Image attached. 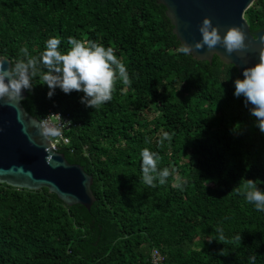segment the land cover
I'll return each instance as SVG.
<instances>
[{
	"label": "trees",
	"instance_id": "obj_1",
	"mask_svg": "<svg viewBox=\"0 0 264 264\" xmlns=\"http://www.w3.org/2000/svg\"><path fill=\"white\" fill-rule=\"evenodd\" d=\"M246 17L264 29V0ZM50 37L62 52L69 37L112 47L130 80L98 109L75 90L49 98L39 76L25 89L32 115L56 109L79 124L61 151L93 175L97 200L0 183V264H151L155 249L165 264H264V212L242 194L248 179L264 190V132L234 95L238 68L183 54L158 0H0V57L37 56ZM144 148L169 169L164 184L143 182Z\"/></svg>",
	"mask_w": 264,
	"mask_h": 264
},
{
	"label": "clouds",
	"instance_id": "obj_2",
	"mask_svg": "<svg viewBox=\"0 0 264 264\" xmlns=\"http://www.w3.org/2000/svg\"><path fill=\"white\" fill-rule=\"evenodd\" d=\"M202 40L195 45L182 44L181 51L185 55L193 53V47L209 50L218 44L231 54L237 50L249 47L246 43V34L240 28L233 26L222 35L219 27L215 26L211 17H205L199 25ZM70 48L66 52L60 50L61 40L50 37L45 42V47L37 56H33L27 47H22V57L16 62L11 61V66L5 67L8 59L0 57V99H21L25 89L32 88V80L39 76L42 84L49 88L48 96L51 98L57 88L64 93L72 91L82 92L81 102L95 109L111 101L117 80L124 84L129 83L127 67L114 54L112 47H106L97 41H82L69 37ZM234 95L244 97L245 106L252 105L251 115L256 117V126L264 132V48L259 51V62L247 67L243 71V78L234 82ZM55 115V114H53ZM45 135L55 137L59 135L56 127L44 129ZM171 137L165 133L161 143ZM158 155L148 148L141 151L142 180L149 186L155 183L164 184L170 175L169 169L158 168ZM242 194L248 203L252 204L258 212H264V190H261L256 181L248 179ZM219 235L216 240L223 242L224 231L216 230ZM237 240L241 237L237 236ZM223 254V253H222ZM256 257L249 258L250 264H255Z\"/></svg>",
	"mask_w": 264,
	"mask_h": 264
},
{
	"label": "water",
	"instance_id": "obj_3",
	"mask_svg": "<svg viewBox=\"0 0 264 264\" xmlns=\"http://www.w3.org/2000/svg\"><path fill=\"white\" fill-rule=\"evenodd\" d=\"M158 1L166 6L182 44L195 45L202 40L199 25L205 17H211L222 35L233 26L246 34L249 47L245 50L229 54L219 44L212 50L207 46L193 47L195 58L212 62L218 55L224 62L234 64L242 76L245 68L259 62V51L264 48V29L253 33L246 17V11L256 0ZM2 57L8 59L5 67L11 66V58ZM26 97L27 91L23 90L21 99H0V183L32 190L48 187L67 204H83L91 209L97 200L92 187L93 175L52 147L42 120L24 106Z\"/></svg>",
	"mask_w": 264,
	"mask_h": 264
},
{
	"label": "built area",
	"instance_id": "obj_4",
	"mask_svg": "<svg viewBox=\"0 0 264 264\" xmlns=\"http://www.w3.org/2000/svg\"><path fill=\"white\" fill-rule=\"evenodd\" d=\"M42 124L43 129L56 127L59 130L58 136L50 137L52 147L57 151H61V149L71 144L69 133L79 125L71 114L56 109L49 110L48 114L42 119ZM165 259V255L160 250L155 249L151 264H165Z\"/></svg>",
	"mask_w": 264,
	"mask_h": 264
}]
</instances>
